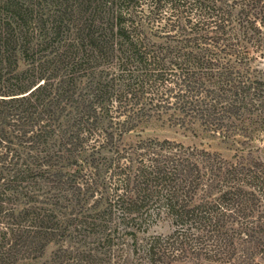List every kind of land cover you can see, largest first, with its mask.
I'll list each match as a JSON object with an SVG mask.
<instances>
[{
  "label": "trees",
  "instance_id": "obj_1",
  "mask_svg": "<svg viewBox=\"0 0 264 264\" xmlns=\"http://www.w3.org/2000/svg\"><path fill=\"white\" fill-rule=\"evenodd\" d=\"M263 153L264 0H0V264H264Z\"/></svg>",
  "mask_w": 264,
  "mask_h": 264
},
{
  "label": "rangeland",
  "instance_id": "obj_2",
  "mask_svg": "<svg viewBox=\"0 0 264 264\" xmlns=\"http://www.w3.org/2000/svg\"><path fill=\"white\" fill-rule=\"evenodd\" d=\"M136 135L141 137L173 140L185 146H197L205 148L209 151H218L224 156H229L230 153H232V151L229 150L225 144L220 143L218 138L199 132L198 130L196 131V134H194L190 131L184 130V128L180 126H171L169 122H164L162 120H152L143 124L133 136ZM261 159L264 162V153L261 154ZM169 229L170 225L168 222L160 221L150 229V232L156 231L165 233ZM54 248L55 245L52 243L47 245L42 256L35 261L40 263L47 260L51 256Z\"/></svg>",
  "mask_w": 264,
  "mask_h": 264
}]
</instances>
